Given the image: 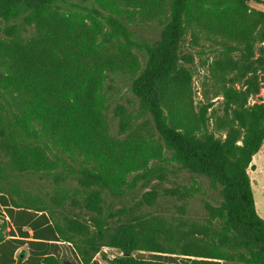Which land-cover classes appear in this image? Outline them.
Wrapping results in <instances>:
<instances>
[{
    "label": "trees",
    "instance_id": "obj_1",
    "mask_svg": "<svg viewBox=\"0 0 264 264\" xmlns=\"http://www.w3.org/2000/svg\"><path fill=\"white\" fill-rule=\"evenodd\" d=\"M0 18L13 22L0 29V264H101L105 246L122 251L114 264H264L248 172L264 143V101L249 102L264 81L263 10L250 0H0ZM146 26L160 37L141 36ZM120 78L138 111L118 105L113 116ZM183 171L219 190L205 221L156 215L138 234L64 214L81 192L122 197ZM28 175L52 177V192L25 187ZM201 188L196 178L168 192L187 201Z\"/></svg>",
    "mask_w": 264,
    "mask_h": 264
},
{
    "label": "rangeland",
    "instance_id": "obj_2",
    "mask_svg": "<svg viewBox=\"0 0 264 264\" xmlns=\"http://www.w3.org/2000/svg\"><path fill=\"white\" fill-rule=\"evenodd\" d=\"M250 4L252 7L264 11V3L250 0ZM12 23L13 22H10V24ZM10 24H7L3 18H0V29H5ZM21 31L24 34L30 35L32 27L27 26V30ZM138 32L148 40H155L160 37V29L156 26H146L144 29L138 30ZM202 74V71L195 68L193 77L195 103H198L202 99L200 86ZM112 91L115 96V102L112 104V108L114 109L111 110L110 115H115L114 110L118 105L124 108L128 107L130 111H138L137 106L134 107L130 102L132 94L128 89L126 81L120 78V80L113 84ZM218 99L221 100L222 98H217V100ZM260 101H264V81L262 82L260 92L251 97L249 102L254 103ZM135 112L131 113L133 119H135ZM121 118L122 116L114 117L116 126H118V122ZM140 122L141 119L139 118L137 124H140ZM248 172L252 179L257 211L264 217V143L259 152L253 157ZM196 178L201 182L202 188L194 197L189 198L187 201L181 200L177 195H171L168 192L170 188H182L183 185L190 186ZM18 179H20L25 187L36 192L40 190L52 192L55 186L52 177L28 175ZM71 183H73L74 186L78 185L76 179L72 180ZM72 192L73 190L70 192L71 196ZM205 201L213 204L219 203L221 201L219 190L211 187L208 178L195 176L187 171H183L177 174H171L168 179L155 178L149 182L141 183L136 190L128 191V193L122 197H113L105 191L101 192L97 199H89L87 194L81 192L75 197L67 200L64 214L85 220L93 229L96 228L97 220L102 215V217L106 218L107 228L111 232H116L127 226H134V231L141 234L142 228L146 224V221H148V218L156 215L164 216L170 220H174L178 217L199 222L205 221L207 214L204 204ZM181 206H185V212L180 211ZM186 228H188V226L182 227V229ZM121 255V250L105 246L96 254V259L101 264H114L112 260ZM223 264L234 263L224 262Z\"/></svg>",
    "mask_w": 264,
    "mask_h": 264
}]
</instances>
